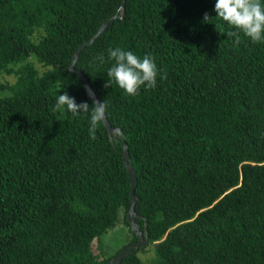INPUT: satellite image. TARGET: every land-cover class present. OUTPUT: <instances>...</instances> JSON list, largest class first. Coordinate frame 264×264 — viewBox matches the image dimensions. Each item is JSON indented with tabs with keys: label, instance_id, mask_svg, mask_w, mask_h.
<instances>
[{
	"label": "trees",
	"instance_id": "obj_1",
	"mask_svg": "<svg viewBox=\"0 0 264 264\" xmlns=\"http://www.w3.org/2000/svg\"><path fill=\"white\" fill-rule=\"evenodd\" d=\"M121 1L0 0V264L125 247L93 245L129 229L123 144L153 257L111 264H264V0ZM113 15L73 65L109 140L69 65Z\"/></svg>",
	"mask_w": 264,
	"mask_h": 264
},
{
	"label": "water",
	"instance_id": "obj_2",
	"mask_svg": "<svg viewBox=\"0 0 264 264\" xmlns=\"http://www.w3.org/2000/svg\"><path fill=\"white\" fill-rule=\"evenodd\" d=\"M122 11H123V0L121 1V12ZM115 16L116 15H113L103 20L100 26L98 27V29L96 30V32L88 40L80 43L75 48L72 54V61L69 65V70L75 72V74L81 79L82 83L84 84L86 92L88 96L90 97V99L93 101L96 111L102 121V124L105 130L107 131L109 140H111V135L115 133L116 131H118V129L112 128L109 125L102 109L99 106L96 96L94 95V93L89 87L88 81L84 78L81 71L73 68V65L78 57L79 52L84 48V46L90 44L92 40L105 28L108 22L111 21ZM120 155H121L122 163L125 167L127 178H128V198L130 200V205L128 206V209L125 213V219L129 225L130 231L133 232L135 235V240L127 244L122 249H120L113 257H111L108 261H106L103 264L119 263L121 258L124 257L128 252L135 253L139 249L140 246L147 244V237H146L145 230L142 233L137 227V224L135 223L136 214L133 210V204H134V199H136V195L134 194V188L136 185V176L131 166V163L129 162V156H128L127 147L125 144L122 145V150L120 152Z\"/></svg>",
	"mask_w": 264,
	"mask_h": 264
},
{
	"label": "rangeland",
	"instance_id": "obj_3",
	"mask_svg": "<svg viewBox=\"0 0 264 264\" xmlns=\"http://www.w3.org/2000/svg\"><path fill=\"white\" fill-rule=\"evenodd\" d=\"M30 60L34 67L37 68L39 72L43 70V67L38 63V61L35 59V57L31 56L28 58ZM19 66V64L12 65L11 67L13 69H16ZM15 79V75L13 73L6 74L0 72V85H7L11 84ZM9 91L3 86L0 87V95L8 94ZM124 215L123 210L120 208L118 211V222L111 228L107 229L104 233H102L99 236V240L93 242L94 245V251L97 252V245L100 243L102 246V249L107 254L114 253L118 248H120L122 245H127L134 240L130 241L132 238L133 232L128 229L126 225L122 223V217ZM135 236V235H134ZM130 241V242H129ZM151 244H144L139 247V249L136 251V256L141 261H148L151 257H153V250H152Z\"/></svg>",
	"mask_w": 264,
	"mask_h": 264
}]
</instances>
